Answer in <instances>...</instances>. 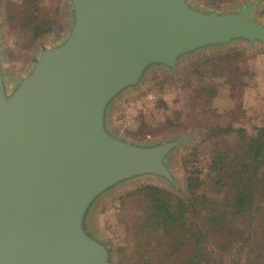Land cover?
<instances>
[{"label": "water", "instance_id": "water-1", "mask_svg": "<svg viewBox=\"0 0 264 264\" xmlns=\"http://www.w3.org/2000/svg\"><path fill=\"white\" fill-rule=\"evenodd\" d=\"M66 36L13 82L0 38V264H112L94 230L104 197L146 177L171 187L183 138L141 143L113 112L153 70L204 51L264 46L260 5L226 11L192 0H70ZM7 81V82H6Z\"/></svg>", "mask_w": 264, "mask_h": 264}, {"label": "rangeland", "instance_id": "rangeland-1", "mask_svg": "<svg viewBox=\"0 0 264 264\" xmlns=\"http://www.w3.org/2000/svg\"><path fill=\"white\" fill-rule=\"evenodd\" d=\"M247 1L192 0L201 9L217 11L235 9ZM256 1L260 3L257 18L264 24V0ZM30 3L31 0H0V38L7 83L33 65L44 46L60 42L72 24L70 0H35L30 13L47 24L51 32L34 40L36 31L30 21L18 15ZM234 51L244 55L228 62V68L216 58ZM233 74L240 77L239 88L231 83ZM211 89L216 90L215 96L205 105ZM204 90L206 94L201 95L200 91ZM112 120L117 131L141 143L183 138L170 161L180 187H171L154 177L136 179L108 194L97 207L92 226L111 248L112 264H118L119 251L127 247V233L119 222L120 198L124 193L144 184H158L182 195L185 192L183 155L187 151L196 148L195 168L207 171L212 140L202 126L232 124L236 130L241 128L249 133L264 127V46L251 48L238 43L201 52L187 59L177 72L153 70L140 89L121 99Z\"/></svg>", "mask_w": 264, "mask_h": 264}, {"label": "trees", "instance_id": "trees-1", "mask_svg": "<svg viewBox=\"0 0 264 264\" xmlns=\"http://www.w3.org/2000/svg\"><path fill=\"white\" fill-rule=\"evenodd\" d=\"M34 1L18 15L30 21L36 40L51 28L30 13ZM224 54L216 58L226 68L244 55ZM234 75L231 83L239 88ZM215 92L210 90L205 105ZM202 127L212 140L207 171L195 168L196 148L187 151L182 195L144 184L121 196L127 247L119 251L118 264H264V127L251 133L232 124Z\"/></svg>", "mask_w": 264, "mask_h": 264}]
</instances>
